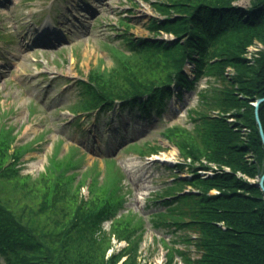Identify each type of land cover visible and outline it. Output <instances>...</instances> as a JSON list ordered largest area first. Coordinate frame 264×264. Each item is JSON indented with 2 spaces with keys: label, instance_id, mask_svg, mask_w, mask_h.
Returning <instances> with one entry per match:
<instances>
[{
  "label": "trees",
  "instance_id": "obj_1",
  "mask_svg": "<svg viewBox=\"0 0 264 264\" xmlns=\"http://www.w3.org/2000/svg\"><path fill=\"white\" fill-rule=\"evenodd\" d=\"M238 1L155 0L164 18L148 25L155 39L137 41L131 18H121L114 31L124 49L105 42L112 65L90 68L88 81L78 83L81 99L69 108L76 123L114 111L118 101L162 114L177 89L181 95L206 77L220 84L200 92V106L190 112L192 129L177 124L162 134L191 160L178 166L181 173L185 167L193 171L190 179L177 173L150 199L158 209L147 219L172 236L158 240L166 250L164 264L175 257L183 264H264V191L241 176L258 179L264 170V142L252 105L264 98V50L254 66L245 58L255 40L264 45V0H252L250 8ZM162 33L176 40H158ZM190 65L194 77L187 72ZM229 68L236 78L228 77ZM259 116L264 130V102ZM243 127L253 131L247 142ZM19 131L0 116V264H138L144 221L124 206V174L116 160L106 155L80 169L76 147L60 155L58 141L43 171L24 174L20 158L40 138L19 144ZM126 149L142 157L161 152L151 142ZM252 152L254 164L247 160ZM205 171L214 175L205 177ZM185 231L190 233L180 234ZM111 235L126 245L106 257Z\"/></svg>",
  "mask_w": 264,
  "mask_h": 264
},
{
  "label": "rangeland",
  "instance_id": "obj_2",
  "mask_svg": "<svg viewBox=\"0 0 264 264\" xmlns=\"http://www.w3.org/2000/svg\"><path fill=\"white\" fill-rule=\"evenodd\" d=\"M154 1L57 0L54 3L53 0H0V30L11 39L0 40L1 120L10 123L15 130L20 129L17 135L19 144L40 138L32 150L21 156L20 171L37 176L56 151L58 141L60 155L76 147L74 155H82L80 169L94 161L101 163L100 159L106 155L115 159L124 174L121 180L126 191L124 206L144 221L137 246L138 264L166 262L164 244L158 240L164 237L170 241L172 236L164 229L153 227L147 219L158 209L150 199L172 182L177 173H181L178 166L191 161H186L179 148L162 134L177 124L192 129L190 112L200 106V92L217 81L211 77L197 80L192 88L182 91L180 99L173 96L162 114L158 110L146 113L142 106H117L99 118L91 117L76 123L77 117L69 108L81 99L79 79L87 78L90 68L99 62L106 67L112 65L111 53L105 42L124 49L125 45L114 31L121 18H131V33L137 41L155 39L148 25L153 19L164 18L155 11L151 3ZM251 2L239 0L237 5L250 8ZM156 38L166 42L176 40L169 33ZM263 50L264 45L255 40L245 54L249 65L256 64ZM192 70V65L187 67V72L194 77ZM228 71V77L238 76L234 68ZM252 105L257 108V102H252ZM232 121L236 122L235 119ZM239 131L246 142L253 134L246 127ZM135 142H151L160 146L161 152L150 157L128 152L126 148ZM162 154H178L175 161L178 165L153 161ZM247 160L251 164L258 162L254 152L248 155ZM211 166L217 168V165ZM202 173L205 177L214 175V171ZM181 174L184 178H193L191 168L185 167ZM241 176L260 186L259 178L252 180ZM80 193L84 197L88 195L85 186L81 187ZM213 193L217 194L216 191ZM102 228L109 231L108 221L102 223ZM110 242L112 245L106 257L126 245L125 240L113 235ZM178 245L184 246L182 243ZM192 249V256L197 257L196 250ZM0 262L3 263V259ZM173 264L183 263L175 257Z\"/></svg>",
  "mask_w": 264,
  "mask_h": 264
},
{
  "label": "bare ground",
  "instance_id": "obj_3",
  "mask_svg": "<svg viewBox=\"0 0 264 264\" xmlns=\"http://www.w3.org/2000/svg\"><path fill=\"white\" fill-rule=\"evenodd\" d=\"M176 152L178 153V151L176 150ZM178 154H162L161 156L156 157L155 159H153L154 162H161V163H165V164H174V165H178L177 163L175 164V161L177 160ZM137 160V158L135 159Z\"/></svg>",
  "mask_w": 264,
  "mask_h": 264
},
{
  "label": "water",
  "instance_id": "obj_4",
  "mask_svg": "<svg viewBox=\"0 0 264 264\" xmlns=\"http://www.w3.org/2000/svg\"><path fill=\"white\" fill-rule=\"evenodd\" d=\"M263 102H264V98L258 100V102H257V119H258V123L260 125V130H261L262 137H263V142H264V130H263V127L261 125V120H260V116H259V106ZM259 183H260V186H261L262 190L264 191V173H261V175L259 176Z\"/></svg>",
  "mask_w": 264,
  "mask_h": 264
}]
</instances>
